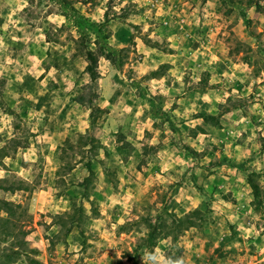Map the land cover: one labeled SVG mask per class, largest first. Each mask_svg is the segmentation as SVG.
I'll return each instance as SVG.
<instances>
[{"label":"rangeland","instance_id":"obj_1","mask_svg":"<svg viewBox=\"0 0 264 264\" xmlns=\"http://www.w3.org/2000/svg\"><path fill=\"white\" fill-rule=\"evenodd\" d=\"M258 86L264 0H0V264H264Z\"/></svg>","mask_w":264,"mask_h":264},{"label":"trees","instance_id":"obj_2","mask_svg":"<svg viewBox=\"0 0 264 264\" xmlns=\"http://www.w3.org/2000/svg\"><path fill=\"white\" fill-rule=\"evenodd\" d=\"M85 57L87 60L86 72L89 76V80H90L91 84L93 85V84H95L96 80L99 77L98 72H97V56L95 54H93L92 51H87L85 54ZM90 117H92V114H90ZM198 118H201L204 121H208V119L211 117L208 115H206V116L198 115ZM245 183L247 184V186H249V188L251 190V194L253 196V199H255V201L258 202V205H259L260 187L257 184V182L254 180V176H252L251 174L247 175L245 177ZM3 202H4V203H2L3 209L7 213L11 210L9 208L10 203H7L5 201H3ZM6 223H8V222H6ZM155 230H156L155 227L152 226L150 233H153ZM14 254H16V253H14ZM10 261H11L10 263H13L14 259L13 260L11 259Z\"/></svg>","mask_w":264,"mask_h":264},{"label":"crops","instance_id":"obj_3","mask_svg":"<svg viewBox=\"0 0 264 264\" xmlns=\"http://www.w3.org/2000/svg\"><path fill=\"white\" fill-rule=\"evenodd\" d=\"M178 18H180L181 19V21H183L184 22V24H185V19H184V17L183 18H181V17H178ZM167 18L165 17L164 18V16L162 17V18H160V20L162 21V23H166L167 25H168V21L166 20ZM178 26H180V25H178ZM181 28H182V31H183V33L184 34H187L186 32H187V26H183V25H181L180 26ZM184 38V35H182L181 36V39H183ZM165 56H169V57H171V56H174V55H171V54H164ZM173 82L175 83V85H174V83H173V85L175 86V88H176V86H179V85H181V82L180 81H178V77H176V79L175 80H173ZM178 84V85H177ZM175 88H167L166 89V91L164 92V93H162V94H167L169 97H172V103H176V104H178V107L177 108H179L180 110H181V108H182V106L180 107V105H183L184 106V104H186L185 102H186V100L184 99V98H182L181 96L184 94L183 92H181L180 90H176ZM258 88V92H260V94L262 95V94H264V86H258L257 87ZM168 92V93H167ZM257 92V91H256ZM264 98V97H263ZM188 106H190V104L188 105ZM194 106V105H193ZM196 106V105H195ZM202 109H205V110H207L208 108H202ZM191 110V109H190ZM166 111V110H165ZM172 115H178V113L179 112H177L176 110H173L172 112H170ZM224 127L226 128H228V129H231L230 127H231V124H228V125H225L224 124ZM206 136V134H204L203 132H199V131H197V134H195V137H197V136ZM233 152H235L236 150H237V147L236 146H234L233 147ZM237 157H235V155H230L229 156V160H234V159H236ZM229 180H232L233 181V179L232 178H229ZM245 185H247L246 183H244Z\"/></svg>","mask_w":264,"mask_h":264},{"label":"built area","instance_id":"obj_4","mask_svg":"<svg viewBox=\"0 0 264 264\" xmlns=\"http://www.w3.org/2000/svg\"><path fill=\"white\" fill-rule=\"evenodd\" d=\"M149 7L152 9L159 8L161 0H148Z\"/></svg>","mask_w":264,"mask_h":264},{"label":"clouds","instance_id":"obj_5","mask_svg":"<svg viewBox=\"0 0 264 264\" xmlns=\"http://www.w3.org/2000/svg\"><path fill=\"white\" fill-rule=\"evenodd\" d=\"M175 264H183V262L180 260H177V261H175Z\"/></svg>","mask_w":264,"mask_h":264}]
</instances>
